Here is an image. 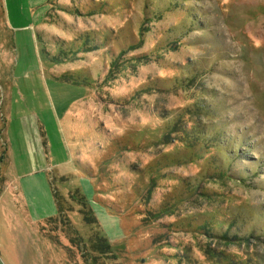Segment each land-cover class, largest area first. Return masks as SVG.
Returning a JSON list of instances; mask_svg holds the SVG:
<instances>
[{
  "label": "rangeland",
  "instance_id": "374dc122",
  "mask_svg": "<svg viewBox=\"0 0 264 264\" xmlns=\"http://www.w3.org/2000/svg\"><path fill=\"white\" fill-rule=\"evenodd\" d=\"M2 3L0 264H264V0Z\"/></svg>",
  "mask_w": 264,
  "mask_h": 264
},
{
  "label": "crops",
  "instance_id": "0c3cea01",
  "mask_svg": "<svg viewBox=\"0 0 264 264\" xmlns=\"http://www.w3.org/2000/svg\"><path fill=\"white\" fill-rule=\"evenodd\" d=\"M2 11L3 3L2 0H0V15H3ZM4 130L5 127H2L0 122V142L3 140V147L6 148L5 151L7 153L6 158L10 162V150L7 147L8 144L4 140ZM2 158H4V156L1 157L0 154V161H2ZM18 178H20L21 181V189H14L16 191L19 190V192L21 193L33 222L41 224V222L55 218L60 214L57 201L53 196V194L55 193L53 192L54 189L52 191V187L50 186V183L47 178L38 176L37 174H25L23 176H19Z\"/></svg>",
  "mask_w": 264,
  "mask_h": 264
},
{
  "label": "trees",
  "instance_id": "16d2710c",
  "mask_svg": "<svg viewBox=\"0 0 264 264\" xmlns=\"http://www.w3.org/2000/svg\"><path fill=\"white\" fill-rule=\"evenodd\" d=\"M54 195H55L54 197H55L56 201L59 200L57 193H55ZM84 221H85L88 225H90V224L93 223L92 221H88V217H86V216H84ZM108 246H109V244L106 242V243H105V246L103 245L102 248L100 249V245L98 244V245H97V248H96V251H98V252H99V251H107L108 248H109Z\"/></svg>",
  "mask_w": 264,
  "mask_h": 264
}]
</instances>
